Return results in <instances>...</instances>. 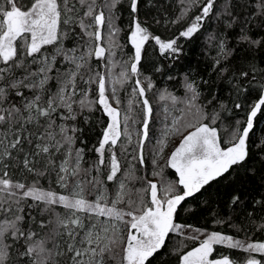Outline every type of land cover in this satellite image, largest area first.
<instances>
[{
    "label": "snow or ice",
    "instance_id": "obj_1",
    "mask_svg": "<svg viewBox=\"0 0 264 264\" xmlns=\"http://www.w3.org/2000/svg\"><path fill=\"white\" fill-rule=\"evenodd\" d=\"M179 3L0 0V264H264V0ZM205 194L232 234L179 222Z\"/></svg>",
    "mask_w": 264,
    "mask_h": 264
},
{
    "label": "trees",
    "instance_id": "obj_2",
    "mask_svg": "<svg viewBox=\"0 0 264 264\" xmlns=\"http://www.w3.org/2000/svg\"><path fill=\"white\" fill-rule=\"evenodd\" d=\"M155 7L146 9L149 12L147 19L151 22L154 19L160 20V23H152V30L159 34L162 39L171 37L174 33H178V30L181 29V24H172L171 21L180 15L181 5L179 0H153ZM123 22L126 24L127 15H124ZM184 45L185 55L182 57V64L185 70H191L193 74L196 71L204 72L206 68V62L209 57L213 54L212 50L206 44L205 38H197L193 41H182ZM149 56L153 61L159 59V54L156 51H149ZM162 80L161 86H167L172 90V82L168 81L166 78L159 77ZM179 94V93H178ZM227 124V121L224 122ZM98 128L88 132L87 137L90 138L92 142L95 141ZM255 133L257 137L264 136V118L258 119L255 127ZM178 143V140L176 141ZM174 146V145H173ZM171 149H168L170 151ZM163 163V161H161ZM171 170L166 169V172ZM169 178H174L169 176ZM221 191L223 189H220ZM212 197H215L216 188L210 189ZM208 194H205L203 197H197L192 199L185 205V209L181 211L179 222L187 223L193 225L194 227L207 228L209 230H220L221 228L229 234H232L233 230L228 227V225H215L212 223L214 216L210 214L207 210V206L204 203L205 200H208ZM244 217H240V220H243ZM182 238L176 235L171 237V243L169 248L175 247L179 244ZM191 247L190 241H185ZM220 251H227L226 249L221 248ZM163 259L169 261V264H176L175 255L165 256Z\"/></svg>",
    "mask_w": 264,
    "mask_h": 264
}]
</instances>
